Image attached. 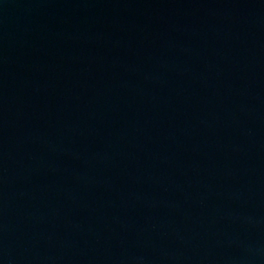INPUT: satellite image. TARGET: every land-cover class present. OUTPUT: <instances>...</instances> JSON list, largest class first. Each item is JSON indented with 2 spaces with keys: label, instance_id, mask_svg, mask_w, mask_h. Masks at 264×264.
<instances>
[{
  "label": "water",
  "instance_id": "1",
  "mask_svg": "<svg viewBox=\"0 0 264 264\" xmlns=\"http://www.w3.org/2000/svg\"><path fill=\"white\" fill-rule=\"evenodd\" d=\"M0 264H264V0H0Z\"/></svg>",
  "mask_w": 264,
  "mask_h": 264
}]
</instances>
